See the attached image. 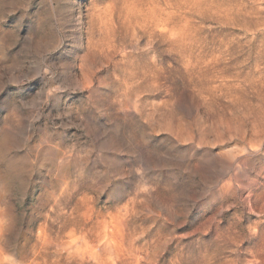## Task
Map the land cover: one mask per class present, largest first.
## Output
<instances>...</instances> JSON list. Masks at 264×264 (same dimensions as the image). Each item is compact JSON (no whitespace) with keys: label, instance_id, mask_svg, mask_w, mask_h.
I'll return each mask as SVG.
<instances>
[{"label":"rangeland","instance_id":"rangeland-1","mask_svg":"<svg viewBox=\"0 0 264 264\" xmlns=\"http://www.w3.org/2000/svg\"><path fill=\"white\" fill-rule=\"evenodd\" d=\"M91 1L0 0V264H264V0Z\"/></svg>","mask_w":264,"mask_h":264},{"label":"bare ground","instance_id":"bare-ground-1","mask_svg":"<svg viewBox=\"0 0 264 264\" xmlns=\"http://www.w3.org/2000/svg\"><path fill=\"white\" fill-rule=\"evenodd\" d=\"M93 1V0H92ZM91 1V2H92ZM121 1V0H120ZM123 1V0H122ZM122 1L120 2V3H122ZM126 1V0H125ZM94 2V1H93ZM95 3V2H94ZM113 3V2H112ZM119 3V4H120ZM95 5V4H94ZM111 5V4H110ZM118 6V5H117ZM91 8H93V7H91ZM98 8V7H97ZM93 9H95V8H93ZM113 9V8H112ZM97 10V9H96ZM117 9L115 8V10L114 11H116ZM91 12V11H90ZM92 13V12H91ZM98 14H100V13H98ZM76 15V14H75ZM84 16V15H83ZM99 16V15H98ZM103 15H101V17H102ZM76 17V16H75ZM100 17V16H99ZM83 19V18H82ZM88 19V18H87ZM103 19L101 18V21H102ZM100 21V22H101ZM81 22V19H80V16L78 17V19H77V23H80ZM106 22V21H105ZM103 23V22H102ZM104 24V23H103ZM83 25V24H82ZM85 25V24H84ZM90 25V24H89ZM259 127V126H258ZM251 129V128H250ZM252 130V129H251ZM247 134H248V132H247ZM259 134H260V132H259ZM249 136V135H248ZM255 136V135H254ZM262 138H264L263 136H262ZM251 142L252 143H254L256 146H258L259 148H262V139L261 138H259L258 136H255L254 138H252V140H251ZM263 149V148H262ZM258 150V149H257ZM261 150V149H260ZM230 160H234L236 157L234 156V155H230ZM262 160H263V158H261ZM264 161V160H263ZM257 163H259V162H257ZM254 170H255V168H254ZM259 172V171H258ZM257 172V173H258ZM256 175V174H255ZM251 178V177H250ZM255 178H256V176H255ZM252 188V187H251Z\"/></svg>","mask_w":264,"mask_h":264}]
</instances>
